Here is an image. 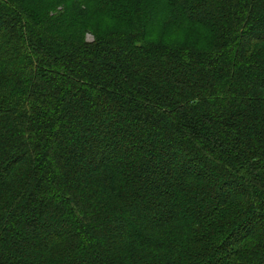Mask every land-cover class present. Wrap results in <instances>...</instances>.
<instances>
[{
  "label": "trees",
  "instance_id": "obj_1",
  "mask_svg": "<svg viewBox=\"0 0 264 264\" xmlns=\"http://www.w3.org/2000/svg\"><path fill=\"white\" fill-rule=\"evenodd\" d=\"M0 264H264V0H0Z\"/></svg>",
  "mask_w": 264,
  "mask_h": 264
},
{
  "label": "rangeland",
  "instance_id": "obj_2",
  "mask_svg": "<svg viewBox=\"0 0 264 264\" xmlns=\"http://www.w3.org/2000/svg\"><path fill=\"white\" fill-rule=\"evenodd\" d=\"M156 19V18H155ZM104 26H98V25H93L90 26L89 29H87L84 35V39L88 40V41H92L94 40V38L98 35V34H104L107 31L110 30L111 27H105V29H103Z\"/></svg>",
  "mask_w": 264,
  "mask_h": 264
}]
</instances>
